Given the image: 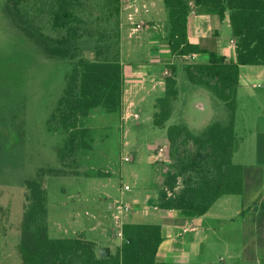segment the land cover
Here are the masks:
<instances>
[{"label":"trees","instance_id":"obj_1","mask_svg":"<svg viewBox=\"0 0 264 264\" xmlns=\"http://www.w3.org/2000/svg\"><path fill=\"white\" fill-rule=\"evenodd\" d=\"M15 23L36 40L51 58L74 61L67 86L51 118L48 130L64 132L60 151L64 168L78 175L80 154L92 149L91 128L84 120L102 109L121 116L124 97L121 0H9ZM168 19L167 41L172 55L185 61L190 82L223 102L227 121L214 118L196 132L189 124L167 127L172 101L179 95L178 67L165 79L164 95L156 101L153 122L167 129V153L158 208L179 212L185 218L206 215L223 197L244 193V167L234 162L242 140L236 132L238 90L242 66H264V0H163ZM194 9L217 17L223 24L229 15L236 41L234 59L191 43L188 18ZM96 38L91 58L78 56L79 42ZM49 171V170H48ZM26 181L24 215L19 251L23 264H165L158 260L163 242L159 224L126 222L124 242L101 258L98 244L84 233L51 238L48 224V192L45 174ZM60 175L62 170L49 171ZM213 264H225L223 262Z\"/></svg>","mask_w":264,"mask_h":264},{"label":"rangeland","instance_id":"obj_2","mask_svg":"<svg viewBox=\"0 0 264 264\" xmlns=\"http://www.w3.org/2000/svg\"><path fill=\"white\" fill-rule=\"evenodd\" d=\"M139 17L145 21L144 14ZM148 27L146 23V29ZM222 31L223 38L229 40L230 27H222ZM95 44L96 38L82 39L78 56L91 58ZM130 45L128 41L123 43L124 61L141 62L142 55L129 54ZM148 45L144 50L148 51ZM185 61L176 59L179 95L172 101V117L167 127L185 123L199 133L211 114L189 110L196 92L193 90L200 88L190 82ZM73 66L74 61L49 57L44 48L15 23L10 1L0 0V264H23L19 245L26 181L38 178L42 170L48 192L51 238H70L84 233L94 240L97 232L93 233L91 227L100 222L103 231L98 235L104 240L108 238L114 242L112 246L117 247L121 242L117 236L120 226L115 219L119 205L133 207L129 214H141L138 216L141 223L161 220L156 203L165 174L161 163L167 151V129L156 127L153 118L155 100L164 92L140 91L136 104L129 108L140 115L139 120H120L119 116L109 115L102 109L85 119V126L92 129V149L81 152L78 175H74L72 169L63 167L60 157L67 134L51 132L47 126L66 90ZM251 67L247 66L243 73L262 69ZM257 82L264 85L261 80ZM263 91L262 88L258 93ZM262 95L254 101L244 97L239 100L236 132L247 139L237 162L252 157L248 150L253 142L250 135L264 127V92ZM212 98L216 118L227 121L228 108L216 97ZM126 156L133 161H123ZM48 170L63 173L51 175ZM112 205L116 206L112 208ZM240 209L241 198L231 195L221 198L211 213L236 218ZM234 221L230 229L221 227L220 231H229L228 234L217 235V231H210L213 241L229 240V246L226 249L222 243H210L208 248H213L214 252L209 253L208 261H219L222 257L226 264H264V248L251 255L243 251L241 220Z\"/></svg>","mask_w":264,"mask_h":264},{"label":"crops","instance_id":"obj_3","mask_svg":"<svg viewBox=\"0 0 264 264\" xmlns=\"http://www.w3.org/2000/svg\"><path fill=\"white\" fill-rule=\"evenodd\" d=\"M147 2L154 1L155 6L150 14L145 15V22L148 28L144 29L139 36L130 37L128 31H122V64L124 65V97L123 108L120 120H123L127 114L132 113L129 108H133L136 100L140 96V91L145 90L147 93H153L156 90L165 92V79L167 71H171L170 66L177 65L176 58L172 55L167 37H168V19L167 12L164 7L163 0H145ZM158 27V28H157ZM222 27L229 28L230 20L227 15L226 20L221 24L217 17L206 15L193 9L188 18V37L191 43L199 44L202 48L215 51L226 55L228 59H234L236 44L232 36L229 40H225L222 36ZM231 30V27H230ZM160 39V41H159ZM128 41L129 54L141 56V62L133 61L126 63L123 57V43ZM148 45V51L144 50ZM133 47V49H132ZM135 52V54L133 53ZM140 57V56H139ZM197 56L189 58L190 61H197ZM188 61V59H187ZM178 67V65H177ZM247 66H242L240 70V87L238 90V102L241 97L255 100L257 97L263 96L258 90L264 89L258 80L264 83V66H258L262 69H250L243 73ZM253 66L251 68H255ZM127 68V71H126ZM252 70V71H251ZM251 71V72H250ZM172 73V72H171ZM178 76V73H177ZM178 80V78H177ZM146 84V85H145ZM145 85L143 88L142 86ZM194 97L191 99V112L210 113L211 117L203 125L216 117V110L212 95L204 89H194ZM155 100V107L156 101ZM239 108V107H238ZM156 113V112H155ZM194 123V122H192ZM241 138V137H240ZM242 142L239 151L234 157V162L244 167V193L241 198V209L236 218H227L220 214L211 213L212 209L202 217L185 218L179 212L173 210H161L158 208V198L156 203L157 210L161 213V220L158 222H142L159 224L162 227L163 242L159 248L158 260L165 264H213L224 262L220 257L219 261L209 262V253L213 248H208L210 243L229 246V240L213 241L210 231H217V235L222 232L221 227L229 228L235 222L241 220L243 251L251 255L255 250L264 248V127H260L254 133H251L250 139L253 141L251 147L248 148L252 157L236 161L237 156L241 154L242 145L246 141L241 138ZM169 161L168 153L162 161V165L166 168ZM163 179L159 187H162ZM115 205H112L114 208ZM139 213L129 214L126 217L127 222L141 223L138 221ZM145 216H147L145 214ZM97 223V222H96ZM94 223L91 227L92 232H97L94 241L101 247H110L113 253L112 245L114 242L104 240L98 233L103 231L100 222ZM220 228V229H219ZM228 230V229H226ZM104 235V233H103ZM97 238V239H96ZM248 240H245L247 239ZM214 252V251H213ZM208 257V258H207ZM226 264V263H225Z\"/></svg>","mask_w":264,"mask_h":264},{"label":"built area","instance_id":"obj_4","mask_svg":"<svg viewBox=\"0 0 264 264\" xmlns=\"http://www.w3.org/2000/svg\"><path fill=\"white\" fill-rule=\"evenodd\" d=\"M139 1V2H138ZM142 0H121V7H122V31L123 29L127 30L130 37L137 36L138 33H141L146 28V22L141 20L139 17L141 14L147 15L150 14L152 8L155 6L154 1L147 2ZM192 8L194 9V4L191 3ZM236 44V41H233ZM192 56H188L185 59L189 60ZM171 71L166 72V76H171ZM129 118H133L135 120L140 119V115L138 113H130L127 114L123 120H127ZM125 162H132L133 158L130 156H126L123 158ZM128 189V187H127ZM116 206V205H115ZM118 213L115 215L116 223L120 226L119 233L117 234L120 237L121 245L125 238L123 233V226L127 222L126 217L129 216V212L133 210V207L129 205H119L118 206Z\"/></svg>","mask_w":264,"mask_h":264},{"label":"water","instance_id":"obj_5","mask_svg":"<svg viewBox=\"0 0 264 264\" xmlns=\"http://www.w3.org/2000/svg\"><path fill=\"white\" fill-rule=\"evenodd\" d=\"M99 254L101 258H107L111 255V248L110 247H101L99 249Z\"/></svg>","mask_w":264,"mask_h":264}]
</instances>
